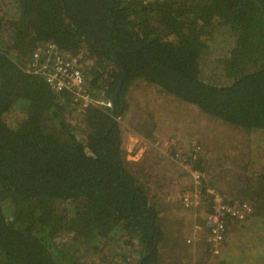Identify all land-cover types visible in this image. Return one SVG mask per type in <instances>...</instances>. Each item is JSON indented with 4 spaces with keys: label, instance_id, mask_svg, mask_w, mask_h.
Here are the masks:
<instances>
[{
    "label": "trees",
    "instance_id": "trees-1",
    "mask_svg": "<svg viewBox=\"0 0 264 264\" xmlns=\"http://www.w3.org/2000/svg\"><path fill=\"white\" fill-rule=\"evenodd\" d=\"M50 45L77 61L91 96L117 93L114 103L56 92L35 68ZM139 81L214 123H197L191 150L175 159L188 189L183 164L203 177L200 207L179 205L211 212L212 188L253 208L228 217L218 253L200 233L198 264H264V0H0V264L193 257L188 229L165 224L156 203L167 172L150 153L157 118L128 99ZM127 129L150 141L140 159L129 158Z\"/></svg>",
    "mask_w": 264,
    "mask_h": 264
},
{
    "label": "rangeland",
    "instance_id": "rangeland-1",
    "mask_svg": "<svg viewBox=\"0 0 264 264\" xmlns=\"http://www.w3.org/2000/svg\"><path fill=\"white\" fill-rule=\"evenodd\" d=\"M138 88L133 89L129 94V101L132 104H138L144 111L149 112L157 118L159 130L154 135L157 140L153 146H156L157 153L150 152L151 154L158 156L160 168L167 172L166 177L160 176V185H165L164 188L158 189L156 195V203L159 208L163 211L161 217L166 221L165 224L173 222H182L185 225L186 239H191V249L189 252L192 253V258L186 255V262L184 264H198L201 254L207 251L208 247H204L201 244V234L197 236L194 242L192 237L194 236L193 225L196 219H203L193 214L189 215L186 209H183L179 204L178 195L182 193L186 188L189 187V178L187 175L177 169L174 162L178 156H186L190 149L191 136L190 131L197 123L205 126V130L210 129L214 123H208L205 117H199L201 112L195 107L187 103L177 101L176 103L172 97L160 92L156 89L153 84L145 81H139L137 84ZM100 98V97H97ZM126 110V113L129 112ZM130 113V112H129ZM211 118V117H210ZM201 121H200V120ZM199 120L200 122H198ZM216 120V119H215ZM205 122L208 124L206 125ZM227 132V130H225ZM173 133L174 137L172 136ZM230 134V133H229ZM214 137V136H213ZM124 146L128 150L129 158L140 159L145 151L150 147V141L137 134L132 129L125 130L124 134ZM211 143V142H210ZM137 149V153L134 150ZM172 151H178L177 155H173ZM234 149H231L233 152ZM160 152V153H159ZM230 152V154H231ZM233 154V153H232ZM172 226L180 225L179 223L169 224ZM161 246L159 248L161 261H164V256L167 249ZM205 262L209 263L210 259L205 257Z\"/></svg>",
    "mask_w": 264,
    "mask_h": 264
},
{
    "label": "built area",
    "instance_id": "built-area-1",
    "mask_svg": "<svg viewBox=\"0 0 264 264\" xmlns=\"http://www.w3.org/2000/svg\"><path fill=\"white\" fill-rule=\"evenodd\" d=\"M47 56L45 57L42 52H36L34 59L37 63L38 72H40L47 80L49 85L58 93H67L77 99H80L85 106L96 105H111L110 101H106L103 97L96 98L91 96L87 87V79L85 73L81 70L78 63L74 59H69L64 56L62 52L57 50V47L50 45L44 51ZM30 67V65H29ZM183 166L191 174L194 179L193 189L185 190L178 195L179 200L183 202L187 209H196L200 207L204 195L202 191L197 190L196 186L202 181V174L193 170L188 164ZM190 188V186H189ZM207 196H211L212 210L203 215V223L195 221L193 225L194 236L193 241L202 231L207 232V241L212 245L214 253L219 252V248L224 244L226 236V227L228 217L242 221L245 220L252 212L251 203H243L240 206L232 205L224 201V198L219 193L208 188L206 191ZM197 220V219H196ZM191 243V239H188Z\"/></svg>",
    "mask_w": 264,
    "mask_h": 264
},
{
    "label": "water",
    "instance_id": "water-1",
    "mask_svg": "<svg viewBox=\"0 0 264 264\" xmlns=\"http://www.w3.org/2000/svg\"><path fill=\"white\" fill-rule=\"evenodd\" d=\"M116 98H117V93L113 96V99L110 101L111 105L112 103H114V100H116Z\"/></svg>",
    "mask_w": 264,
    "mask_h": 264
},
{
    "label": "crops",
    "instance_id": "crops-1",
    "mask_svg": "<svg viewBox=\"0 0 264 264\" xmlns=\"http://www.w3.org/2000/svg\"><path fill=\"white\" fill-rule=\"evenodd\" d=\"M203 223V222H202ZM202 232H205V231H202Z\"/></svg>",
    "mask_w": 264,
    "mask_h": 264
}]
</instances>
